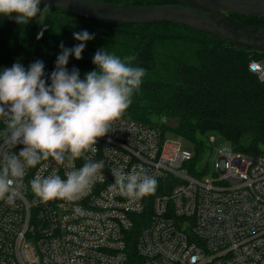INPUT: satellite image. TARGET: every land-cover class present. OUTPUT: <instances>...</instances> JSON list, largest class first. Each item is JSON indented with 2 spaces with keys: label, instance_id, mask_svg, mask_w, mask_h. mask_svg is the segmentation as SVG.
Segmentation results:
<instances>
[{
  "label": "built area",
  "instance_id": "2783aa9c",
  "mask_svg": "<svg viewBox=\"0 0 264 264\" xmlns=\"http://www.w3.org/2000/svg\"><path fill=\"white\" fill-rule=\"evenodd\" d=\"M248 70L263 80L264 59L250 62ZM4 127L0 120V132ZM115 127L95 153L71 166L50 158L26 169L15 205L0 201V264H127L132 241L139 264H264V154L223 147L212 171L207 154L192 175L194 154L181 149L180 137L167 141L158 128L126 118ZM23 147L9 149L0 135V150L18 154ZM86 159L103 162L86 197L73 204L34 196L36 175L55 171L66 179ZM141 165L157 188L130 200L113 187L112 173ZM77 204L83 215L73 211Z\"/></svg>",
  "mask_w": 264,
  "mask_h": 264
},
{
  "label": "trees",
  "instance_id": "16d2710c",
  "mask_svg": "<svg viewBox=\"0 0 264 264\" xmlns=\"http://www.w3.org/2000/svg\"><path fill=\"white\" fill-rule=\"evenodd\" d=\"M123 6L177 4L170 0H92ZM45 5L40 4L43 9ZM234 20L264 28V19L237 15ZM44 30L42 38L38 33ZM87 30L94 39L86 42L82 59L69 57L67 69L76 68L80 78L95 69L97 50L121 58L134 55L133 66L146 74L140 89L122 118L170 131L193 144V165L198 164L203 144L222 138L233 151L256 157L264 154V79L248 70L264 53L233 45L213 36L172 23L120 25L87 19L50 8L26 25L0 17V72L14 63L28 67L40 60L50 85L61 43L65 48L79 44L74 32ZM172 123V125H167ZM192 167V168H191ZM127 264H139L132 244Z\"/></svg>",
  "mask_w": 264,
  "mask_h": 264
},
{
  "label": "clouds",
  "instance_id": "9594fccd",
  "mask_svg": "<svg viewBox=\"0 0 264 264\" xmlns=\"http://www.w3.org/2000/svg\"><path fill=\"white\" fill-rule=\"evenodd\" d=\"M41 0H0V17L12 18L26 25L49 10L40 8ZM42 29L37 39L42 38ZM80 43L65 48L57 56L50 85L44 63H32L26 70L20 63L0 72V120L5 127L0 135L11 148L24 147L19 153L0 150V201L10 206L23 188L26 169L35 168L50 158L57 165L71 166L86 153H95L100 138L116 130L115 125L132 103L146 71L133 66L134 55L123 58L107 50H97L92 63L96 66L80 78L78 69H67L69 57L82 59L86 42L94 39L87 30L74 32ZM110 142V141H109ZM103 162H86L79 169L65 173L62 179L55 171L48 176L36 175L30 181L31 191L40 202L62 200L76 204L86 197L99 178ZM113 187L130 200H139L155 193L157 180L144 167L131 172L115 169ZM73 211L83 215L77 204Z\"/></svg>",
  "mask_w": 264,
  "mask_h": 264
},
{
  "label": "water",
  "instance_id": "95a60500",
  "mask_svg": "<svg viewBox=\"0 0 264 264\" xmlns=\"http://www.w3.org/2000/svg\"><path fill=\"white\" fill-rule=\"evenodd\" d=\"M177 4L123 6L92 0H41V5L120 25L172 23L264 53V28L234 20L264 19V0H170Z\"/></svg>",
  "mask_w": 264,
  "mask_h": 264
},
{
  "label": "rangeland",
  "instance_id": "374dc122",
  "mask_svg": "<svg viewBox=\"0 0 264 264\" xmlns=\"http://www.w3.org/2000/svg\"><path fill=\"white\" fill-rule=\"evenodd\" d=\"M167 125H172V123H167ZM163 135H164L165 140L170 141V142H177L179 140V136H177L176 134H174L170 131H165ZM210 140H211V142H210L211 151L208 153L206 151L207 144L206 143L203 144L204 149L201 151V155L199 156L200 161L198 164L197 163L194 164L193 167L199 168L201 165L202 159H204V157L207 154H210V156L208 157L207 169L209 171L213 170L214 163L217 159V151L222 149L223 147H227V143L222 138H219L217 136H212L210 138ZM180 147L184 151L194 153L193 144L186 142L185 140L180 141Z\"/></svg>",
  "mask_w": 264,
  "mask_h": 264
}]
</instances>
